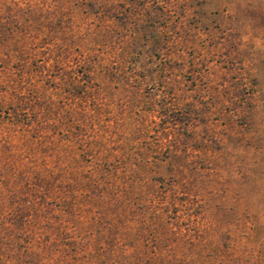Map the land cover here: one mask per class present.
<instances>
[{"label": "rangeland", "instance_id": "rangeland-1", "mask_svg": "<svg viewBox=\"0 0 264 264\" xmlns=\"http://www.w3.org/2000/svg\"><path fill=\"white\" fill-rule=\"evenodd\" d=\"M77 76L97 102L0 116V264H264V0H0V105L62 100ZM97 160L109 189L80 177ZM150 187L183 234L145 249L115 192Z\"/></svg>", "mask_w": 264, "mask_h": 264}, {"label": "trees", "instance_id": "trees-1", "mask_svg": "<svg viewBox=\"0 0 264 264\" xmlns=\"http://www.w3.org/2000/svg\"><path fill=\"white\" fill-rule=\"evenodd\" d=\"M106 65V64H104ZM103 64H101V68H105ZM89 67V73L91 77H93V73L96 69L97 64L90 65L88 63ZM62 71V68H61ZM85 75V74H84ZM89 74L86 75V77ZM89 77V76H88ZM83 78L77 76L75 77L71 82H69V89L67 90L66 93L67 97H64L62 100H49L47 99L44 93L40 92V90L37 89H26L23 88V92L20 93V95L17 97L19 100L18 106L14 109L12 108L13 106L6 105L2 103L0 105V116L2 114H6V118L11 122V123H17V124H22L23 126H27L28 123H30L31 120L36 121L39 116L42 114L40 110H38V106L36 105V102H40V100H45V105H51V106H57V105H63V106H70L77 110V108L82 109L86 108L88 104L94 103L95 101H98V97L100 96L102 92V86L104 84H100L99 81H95L93 78H90L88 81L87 79L82 80ZM93 84V87L90 86ZM53 85H56L55 82H53ZM104 88V86H103ZM89 90H93L94 92H90ZM89 91V92H88ZM50 102H53L50 104ZM90 102V103H89ZM83 104H86L83 106ZM44 105V104H43ZM12 112V114H11ZM65 116V115H64ZM86 115L82 117L85 118ZM86 119V118H85ZM71 123L78 122V120H74V118L70 117ZM80 121V120H79ZM34 123V122H33ZM75 130L79 131L80 126L74 127ZM70 132V131H69ZM81 137V135H80ZM84 137V134H83ZM14 142V141H13ZM9 145H11L9 143ZM85 164H92L94 161L92 158L90 160H86ZM85 164L80 165V168L86 167ZM95 166L101 167L100 161H95L94 167H90L88 171L81 172L79 174L81 178H83L84 181L88 182L90 185H93L97 188H100V186L103 188L106 186L107 183H109V187L112 184L111 182V177L109 175H105L103 173H100L99 170L94 169ZM97 167V168H98ZM70 180V178H68ZM154 179V178H153ZM169 179H174V183L176 181H179L178 177L177 178H169ZM162 181L163 184L167 183V185H170L173 181H168L167 179H164L163 177H160L152 180V181ZM113 185V184H112ZM151 191L149 193H137L134 192V190H127L123 191L122 193L125 194H117L116 195L126 199L125 203L126 206H128V212H129V219L127 220V224L131 225L133 222H135L134 217H139L137 222L141 225V230L138 232V236L142 238V243L141 247H144L146 249V245L152 244V246L157 247V245L162 244V241L168 238L175 237L174 235H178L179 233L183 234L182 228H176L174 226V222L176 217L180 218V212L182 210H178V206L176 202H170L167 198V193L168 191L165 192H159L156 190V188H151ZM167 190V189H165ZM183 196L181 197H186V193L182 194ZM54 199L55 203L61 204L63 207H67L68 209L74 210V208L77 207L79 198L81 197V193L78 192H68V193H63V192H55L52 196ZM138 212V213H137ZM179 215V216H178ZM113 219L109 221V227L111 231H118L116 229V220L117 216L113 214ZM182 218V217H181ZM184 219V218H183ZM0 225V232L2 231ZM122 229L119 230V232H116V235L118 236L117 242L122 243L123 239H127L126 237L130 236V227H121ZM5 229H3L4 231ZM6 231V230H5ZM180 234V235H181ZM6 235V234H5ZM116 247V246H115ZM130 247L131 244H130ZM145 254V253H144ZM143 254V255H144ZM162 256V255H161ZM160 256V257H161ZM169 264H188L190 263L189 258H183L182 256H174L170 258L168 257ZM0 261L2 262V259L0 258ZM162 264H166L164 260H161ZM0 262V263H1ZM149 260H147V263ZM146 263V264H147ZM46 264V263H45Z\"/></svg>", "mask_w": 264, "mask_h": 264}]
</instances>
